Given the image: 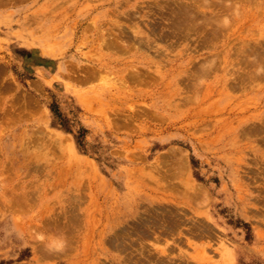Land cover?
<instances>
[{
    "label": "rangeland",
    "instance_id": "obj_1",
    "mask_svg": "<svg viewBox=\"0 0 264 264\" xmlns=\"http://www.w3.org/2000/svg\"><path fill=\"white\" fill-rule=\"evenodd\" d=\"M0 264H264V0H0Z\"/></svg>",
    "mask_w": 264,
    "mask_h": 264
},
{
    "label": "bare ground",
    "instance_id": "obj_2",
    "mask_svg": "<svg viewBox=\"0 0 264 264\" xmlns=\"http://www.w3.org/2000/svg\"><path fill=\"white\" fill-rule=\"evenodd\" d=\"M58 136H59V135H58ZM52 137H53V136H52ZM54 137H55V136H54ZM56 139H57V138H56ZM64 139H65V138H64ZM54 141H55V140H54ZM59 141H60V140H59ZM63 141H65V140H63ZM56 142H57V141H55V143H56ZM67 142H68V141H67ZM70 143H71V141H70ZM70 143L68 144L69 146L67 145V146H68V150H70V152H73V151H74V150H73L74 148H73L72 144H70ZM64 144H66V141H65V143H63V145H64ZM56 146H58V142H57V145H56ZM61 149H63V148H61ZM66 151H67V150H66ZM66 153H67V152H66ZM168 153H169V152H168ZM168 153H167V154H168ZM172 154H175V153H172ZM65 155H66V154H65ZM176 156H177V155H176ZM181 156H183V155H181ZM70 157H71V156H70ZM174 157H175V156H174ZM178 157H179V156H177L176 158H178ZM68 158H69V157H68ZM180 158H182L181 161L184 160L183 157H180ZM180 158H179V159H180ZM167 159H168V157H167ZM170 159H171V158H170ZM174 159H175V158H174ZM179 159H176V160L178 161ZM176 160H175V161H176ZM172 161H173V159H172ZM175 161H174V162H175ZM181 161H179V163H180ZM86 162H87V161H86ZM184 162H185V160H184ZM87 163H88V162H87ZM177 163H178V162H177ZM80 165H81V164H80ZM86 165H87V164H86ZM84 166H85V165H84ZM88 166H89V165H88ZM82 167H83V165H82ZM82 167H81V168H82ZM89 168H90V166H89ZM82 169H83V168H82ZM84 169H85V168H84ZM88 171H89V170H88ZM90 171H91V170H90ZM88 174H89V173H88ZM193 188H194V187H193ZM193 188H192V189H193ZM196 188H197V187H195V189H196ZM193 190H194V189H193ZM196 190H199V189H196ZM196 190H194V192H195ZM197 192H199V191H197ZM195 196H196V195H195Z\"/></svg>",
    "mask_w": 264,
    "mask_h": 264
}]
</instances>
